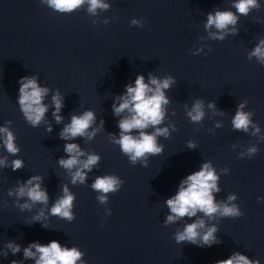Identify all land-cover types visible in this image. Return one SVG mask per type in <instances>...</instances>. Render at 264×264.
<instances>
[{
	"label": "clouds",
	"instance_id": "9594fccd",
	"mask_svg": "<svg viewBox=\"0 0 264 264\" xmlns=\"http://www.w3.org/2000/svg\"><path fill=\"white\" fill-rule=\"evenodd\" d=\"M42 6H47L53 12L68 14L85 8L89 17H95L98 12L108 11L111 7L106 0H40ZM261 3L259 0H232L229 9L221 10L216 8L207 13V19L203 27L208 33V39L223 41L229 35L238 34V22L241 16L247 17L253 10H259ZM232 9H235L233 11ZM98 22L107 25L108 18L102 21L93 20L95 26ZM133 26L143 27L142 19L133 18L130 21ZM215 29V31H213ZM211 52V47L208 48ZM204 52L203 47L193 50V55H200ZM248 60L253 58L260 65H264V38H260L255 47L248 52ZM18 106L25 121L33 128L39 127L45 122L46 113L50 105L45 103L49 95L50 88L41 86L38 77L35 75L21 77L18 81ZM176 83V79L171 75L164 77L148 74L147 81L145 76L138 74L134 83L125 86L126 91L123 95L115 97L112 104V111L118 120L119 134H109L111 143L118 145L123 155L127 156L132 165L141 164L148 166L151 156L163 153L164 145L159 142V138H170L171 133L177 131L174 123L167 119V107L170 99L166 92ZM247 101L237 105L234 116L231 118L233 130L250 133L264 141V134L261 128L253 122L254 112L245 111ZM51 106H54L52 116L57 124L63 122L64 117L61 110L64 107V97L59 90L51 96ZM186 116L194 124H201L205 118V103L202 99H197L189 109L187 105ZM208 109L213 110L217 115H224L216 109V104L209 101ZM175 115V111H173ZM96 113L93 110H85L81 114H72L70 122L64 124L59 133L60 139L64 141H74L83 138L91 141L102 130L104 121H100L99 127H94ZM12 121H6L0 126V148L6 150L7 155H0V169L10 168L13 172L25 167V162L21 158L9 160V156L16 157L21 148L16 143V135L11 129ZM216 128H221V122H216ZM52 131L49 124L46 129ZM187 147L195 149L196 142L188 141ZM233 148L236 145H232ZM63 151L65 157L58 161L59 166L66 170L72 185H84L88 181V174L96 168L101 156L94 152H88L80 147L78 143H65ZM258 147L253 144L238 153L239 158H252L258 153ZM228 174L227 167L218 173L210 160L201 164L199 170L188 174L179 183L176 193L166 199L165 205L168 214L164 219V226L176 224L179 221L187 220L182 228H177L174 233V240L177 244L190 243L199 247H211L220 244L217 237L218 226L210 221L222 218H239L244 215L240 206L236 203L237 195L230 193L226 200H217L218 193L221 192L219 186L220 175ZM44 178L42 175H32L26 181H17L14 187L7 191L8 197L14 198L15 207L21 212H31L37 205L42 207L32 217V223H40L43 228H48L45 222L50 217H57L62 220L72 222L75 219L74 202L75 194L69 189L68 184H63L62 194L49 207L50 196L43 187ZM124 181L115 174L98 175L91 183V189L97 193L99 204L106 206L109 196L118 192L123 186ZM23 201V203H21ZM258 202H264V198L257 197ZM7 206V205H5ZM105 214L111 215V209L105 207ZM194 218V219H193ZM103 225H101L102 227ZM9 252L15 256L23 253L22 260H11L10 264H24V261L31 260L34 264H86L85 253L78 247H68L62 245L57 240L43 244L39 241L29 243L22 247L15 240H9L4 250L0 251V256L8 257ZM215 264H260L259 259H250L247 255L239 251L233 252L227 259L217 260Z\"/></svg>",
	"mask_w": 264,
	"mask_h": 264
}]
</instances>
